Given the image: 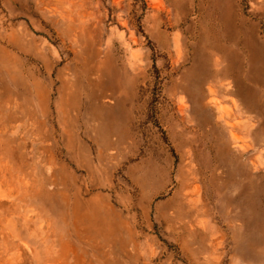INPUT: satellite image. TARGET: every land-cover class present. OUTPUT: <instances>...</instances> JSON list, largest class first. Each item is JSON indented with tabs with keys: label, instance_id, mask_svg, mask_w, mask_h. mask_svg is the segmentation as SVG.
Listing matches in <instances>:
<instances>
[{
	"label": "rangeland",
	"instance_id": "1",
	"mask_svg": "<svg viewBox=\"0 0 264 264\" xmlns=\"http://www.w3.org/2000/svg\"><path fill=\"white\" fill-rule=\"evenodd\" d=\"M0 264H264V0H0Z\"/></svg>",
	"mask_w": 264,
	"mask_h": 264
}]
</instances>
